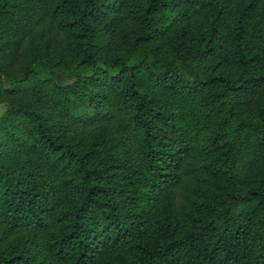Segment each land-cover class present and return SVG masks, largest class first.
Returning a JSON list of instances; mask_svg holds the SVG:
<instances>
[{"label":"trees","instance_id":"1","mask_svg":"<svg viewBox=\"0 0 264 264\" xmlns=\"http://www.w3.org/2000/svg\"><path fill=\"white\" fill-rule=\"evenodd\" d=\"M0 104V264H264V0H0Z\"/></svg>","mask_w":264,"mask_h":264},{"label":"rangeland","instance_id":"2","mask_svg":"<svg viewBox=\"0 0 264 264\" xmlns=\"http://www.w3.org/2000/svg\"><path fill=\"white\" fill-rule=\"evenodd\" d=\"M35 75L38 78H44V77L51 76V74L48 70H45V69H42L39 67H35ZM68 76H69V73L58 72L55 77L59 83H64V82L68 81ZM4 81H5V83H7L6 80H4ZM4 110H5L4 104H0V115L3 113Z\"/></svg>","mask_w":264,"mask_h":264}]
</instances>
